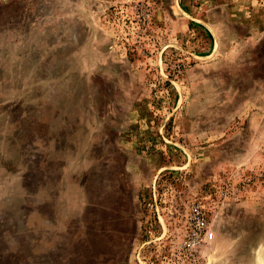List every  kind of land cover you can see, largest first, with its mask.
<instances>
[{
  "label": "rangeland",
  "instance_id": "374dc122",
  "mask_svg": "<svg viewBox=\"0 0 264 264\" xmlns=\"http://www.w3.org/2000/svg\"><path fill=\"white\" fill-rule=\"evenodd\" d=\"M0 264H264V0H0Z\"/></svg>",
  "mask_w": 264,
  "mask_h": 264
},
{
  "label": "built area",
  "instance_id": "2783aa9c",
  "mask_svg": "<svg viewBox=\"0 0 264 264\" xmlns=\"http://www.w3.org/2000/svg\"><path fill=\"white\" fill-rule=\"evenodd\" d=\"M187 222L193 227L187 235L188 246L195 247L213 240V231L208 224L206 213L199 206L190 208Z\"/></svg>",
  "mask_w": 264,
  "mask_h": 264
}]
</instances>
